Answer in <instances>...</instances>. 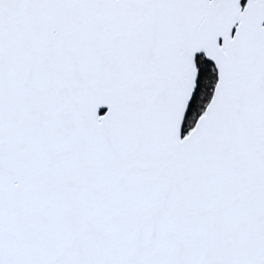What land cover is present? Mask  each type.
Returning a JSON list of instances; mask_svg holds the SVG:
<instances>
[{
	"label": "snow or ice",
	"instance_id": "snow-or-ice-1",
	"mask_svg": "<svg viewBox=\"0 0 264 264\" xmlns=\"http://www.w3.org/2000/svg\"><path fill=\"white\" fill-rule=\"evenodd\" d=\"M0 264H264V0H0Z\"/></svg>",
	"mask_w": 264,
	"mask_h": 264
}]
</instances>
